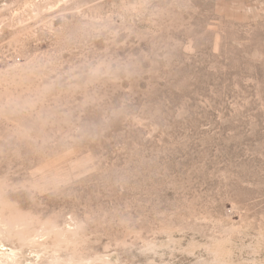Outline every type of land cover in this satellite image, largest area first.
Instances as JSON below:
<instances>
[{"label":"rangeland","instance_id":"rangeland-1","mask_svg":"<svg viewBox=\"0 0 264 264\" xmlns=\"http://www.w3.org/2000/svg\"><path fill=\"white\" fill-rule=\"evenodd\" d=\"M0 264H264V0H0Z\"/></svg>","mask_w":264,"mask_h":264}]
</instances>
